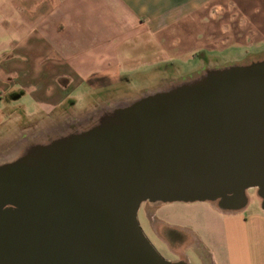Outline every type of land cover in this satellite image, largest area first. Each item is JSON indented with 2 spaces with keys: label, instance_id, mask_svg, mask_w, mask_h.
Wrapping results in <instances>:
<instances>
[{
  "label": "water",
  "instance_id": "water-1",
  "mask_svg": "<svg viewBox=\"0 0 264 264\" xmlns=\"http://www.w3.org/2000/svg\"><path fill=\"white\" fill-rule=\"evenodd\" d=\"M256 188L264 212V59L115 107L0 165V264H187L143 232V202H216Z\"/></svg>",
  "mask_w": 264,
  "mask_h": 264
},
{
  "label": "crops",
  "instance_id": "crops-1",
  "mask_svg": "<svg viewBox=\"0 0 264 264\" xmlns=\"http://www.w3.org/2000/svg\"><path fill=\"white\" fill-rule=\"evenodd\" d=\"M207 4L217 13L223 7L221 0H0V56L6 57L0 60V85L34 88L36 101L57 105L77 83L114 81L137 65L181 56L191 41L203 48L206 23L200 14ZM226 25L221 22L220 41L242 44L237 21ZM253 197L258 208L250 212L215 205L223 217L213 248L205 246L212 264H264V212L257 192ZM170 238H178L173 248L185 260L182 235L170 230Z\"/></svg>",
  "mask_w": 264,
  "mask_h": 264
},
{
  "label": "rangeland",
  "instance_id": "rangeland-1",
  "mask_svg": "<svg viewBox=\"0 0 264 264\" xmlns=\"http://www.w3.org/2000/svg\"><path fill=\"white\" fill-rule=\"evenodd\" d=\"M221 3L223 7L219 9V13L214 11L212 4H207L200 14L201 21L206 23V29L200 32V36L206 32L205 39L201 38L206 42L203 48H196L191 41L181 56L167 61L158 60L151 67L138 66L124 70L114 81H107L99 86H94L97 81L93 84L88 81L77 83L75 87L68 88L61 103L57 105L36 101L31 95L34 88L21 89L15 85L0 100V106L9 111L10 117L7 121H1L0 118V151L10 148L19 137L32 134L33 126L38 123L47 125L56 117L62 118L69 109L72 114L103 111L118 101L130 100L127 101L130 103L146 93L164 90L171 83L190 82L209 70L245 65L264 59V39L255 42L256 39L264 37V8L261 6L264 0H238L236 4L230 0H221ZM186 18L191 21L194 15L189 14ZM230 21H237L238 39L242 44L220 41L223 38L221 22L227 26ZM233 28L232 25L225 34L230 36ZM4 58L6 57L0 56V60ZM97 116L98 113L89 124L98 122ZM82 117L84 116L78 114L77 121ZM70 122L72 119L68 121ZM22 125L27 127L23 131ZM83 125L86 126V123ZM248 194L251 195V201L247 200L245 212L257 210L258 205L253 197L256 188L248 189L246 197ZM215 205L216 202L208 201L143 202L137 212V219L143 232L163 258L169 261L180 260L179 254L173 248L178 244V238H170L171 230L182 235L183 243L187 244L182 251L187 264H212V254L205 246L213 248L211 240H214L219 219L223 217ZM183 231H189L185 232L187 237L182 234ZM208 232L211 234L210 239L207 238Z\"/></svg>",
  "mask_w": 264,
  "mask_h": 264
},
{
  "label": "flooded vegetation",
  "instance_id": "flooded-vegetation-1",
  "mask_svg": "<svg viewBox=\"0 0 264 264\" xmlns=\"http://www.w3.org/2000/svg\"><path fill=\"white\" fill-rule=\"evenodd\" d=\"M155 64L156 63L149 64V65L148 64L147 65L142 64V65H137L135 67H138V66L151 67V66H154ZM133 68H131V69H133ZM131 69H128V70H131ZM121 72L119 74H121ZM177 82H176L177 84L181 83V81H177ZM182 82H185V81H182ZM176 83H171L168 86H170V87L175 86V85H177ZM14 86H15V84H13L11 86L10 85H0V100H2L3 95L6 92H8L10 89H12ZM16 86L21 88V89L23 88L20 85H16ZM170 87H168V88H170ZM168 88H165V89H168ZM145 95H143V96H145ZM140 97H142V95ZM127 101H130V100L118 101V103L116 102L115 105L108 107L107 109H105L103 111L101 110L99 112H96V111H85V112H83V111H81L78 114H79V116H84V117L80 118V121H77V119H76L78 114H72L70 112L71 109H69L68 112L65 113L62 118L56 117V118H54L55 120H51L49 124L47 123V125H45V123L44 124L38 123L37 125L33 126L34 132L32 134L23 135V136L19 137L18 141L13 143L10 148H6L4 151H0V165L9 163V162L21 157L22 155L27 153L33 147L48 143V142L55 140L57 138H60L62 136H66L68 134L79 132V131H82V130L89 128L90 126H92L91 124H89V122H91V120H93V118H94L93 116L96 115V113H98V116L96 119L99 120L105 114L112 111L115 107L120 106V105H124V104H128L129 102H127ZM71 105H73V102H71ZM73 115H75V117ZM0 118H2L1 121H7L10 118L9 117V111H7L6 109H4L1 106H0ZM71 119H72V122L68 123V121ZM75 119H76V122L74 121ZM83 123H86V126H84ZM36 127H37V129H36ZM26 128H27L26 125L21 126L22 131L25 130Z\"/></svg>",
  "mask_w": 264,
  "mask_h": 264
}]
</instances>
